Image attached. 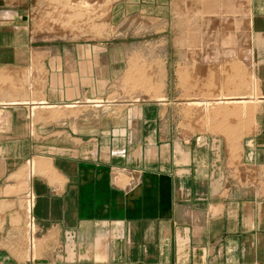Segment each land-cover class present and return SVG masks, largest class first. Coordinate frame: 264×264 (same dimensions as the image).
Returning <instances> with one entry per match:
<instances>
[{
	"label": "crops",
	"instance_id": "crops-1",
	"mask_svg": "<svg viewBox=\"0 0 264 264\" xmlns=\"http://www.w3.org/2000/svg\"><path fill=\"white\" fill-rule=\"evenodd\" d=\"M63 1L0 0V264H264V0H236L243 31L216 55L248 59L256 101L220 89L120 109L100 103L127 57L129 70L127 33L33 29ZM134 2L115 1L106 26Z\"/></svg>",
	"mask_w": 264,
	"mask_h": 264
},
{
	"label": "rangeland",
	"instance_id": "rangeland-1",
	"mask_svg": "<svg viewBox=\"0 0 264 264\" xmlns=\"http://www.w3.org/2000/svg\"><path fill=\"white\" fill-rule=\"evenodd\" d=\"M115 1L119 0H98L94 3L85 0L63 1L58 4V9L51 10L49 17H46L48 14L44 16L43 21L49 22L48 25L33 27L37 32H47L50 35L85 34L100 37L110 32L117 35L127 33V43L132 47L130 55L134 57L123 76L129 60V57L126 58L125 68L111 84L105 97L110 102L100 104L112 103L120 109L125 101H156L163 98L181 103L199 101L211 98L206 97L205 93L216 94L220 89L238 91L240 95L244 94L245 101H256L257 95H249L253 73L248 59L242 65L236 58L216 57L220 55L222 46H234V39L243 31L242 10L237 9L239 3L236 0H165L166 8L146 9L142 12L137 8L140 0H135L131 4L134 6L131 10L128 8L117 16L125 17L126 22L110 28L105 21ZM94 21L96 25H93ZM224 34L229 36V42L222 44ZM206 44L213 49L212 63H209L207 73L201 63L205 58L195 57V54L203 53L201 50ZM174 46L181 49V58H172ZM164 50L170 57L160 56ZM235 64L238 66V73ZM174 70H177L175 85ZM223 102L213 106L229 105ZM190 107L197 114L202 112L200 105H186L182 112L186 113L188 109L185 108ZM247 122L245 120L246 124ZM212 124L215 128L220 123Z\"/></svg>",
	"mask_w": 264,
	"mask_h": 264
},
{
	"label": "built area",
	"instance_id": "built-area-1",
	"mask_svg": "<svg viewBox=\"0 0 264 264\" xmlns=\"http://www.w3.org/2000/svg\"><path fill=\"white\" fill-rule=\"evenodd\" d=\"M27 202H26V213H27V221H26V227H27V231L29 233V236L31 238V232H33V218L30 215V203H29V196H27Z\"/></svg>",
	"mask_w": 264,
	"mask_h": 264
},
{
	"label": "bare ground",
	"instance_id": "bare-ground-1",
	"mask_svg": "<svg viewBox=\"0 0 264 264\" xmlns=\"http://www.w3.org/2000/svg\"><path fill=\"white\" fill-rule=\"evenodd\" d=\"M83 4L85 5V3H83ZM79 7H80V6H79ZM73 8H74V7H73ZM75 8H77L76 5H75ZM80 8H81V7H80ZM83 8H87V7H84V6H83ZM76 10H78V9H76ZM80 10H81V9H80ZM85 10H86V9H85Z\"/></svg>",
	"mask_w": 264,
	"mask_h": 264
}]
</instances>
